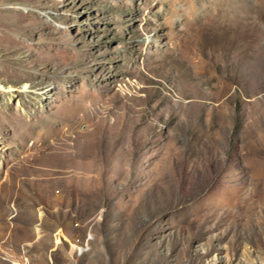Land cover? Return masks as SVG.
Masks as SVG:
<instances>
[{
    "label": "rangeland",
    "instance_id": "374dc122",
    "mask_svg": "<svg viewBox=\"0 0 264 264\" xmlns=\"http://www.w3.org/2000/svg\"><path fill=\"white\" fill-rule=\"evenodd\" d=\"M0 264H264V0H0Z\"/></svg>",
    "mask_w": 264,
    "mask_h": 264
}]
</instances>
